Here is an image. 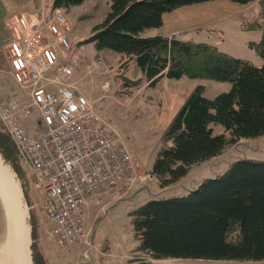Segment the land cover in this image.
Wrapping results in <instances>:
<instances>
[{
	"label": "trees",
	"instance_id": "obj_1",
	"mask_svg": "<svg viewBox=\"0 0 264 264\" xmlns=\"http://www.w3.org/2000/svg\"><path fill=\"white\" fill-rule=\"evenodd\" d=\"M86 1L52 0L51 8L68 12ZM214 1L218 0H109L104 22L77 45L134 63L141 80L151 87L163 80L231 84L230 91L214 99L205 97V86H198L177 113L164 134V141L171 144L158 153L152 169L162 187L186 177L194 165L220 156L231 142L264 137V64L256 66L208 43L141 35L163 27L166 14ZM230 1L264 6V0ZM242 25L244 30L262 32L261 41L249 47L264 60V24L258 16L250 20L246 15ZM212 126H221L225 133L215 134ZM0 153L22 180L17 149L1 129ZM130 218L136 251L154 260L262 262L264 160H236L225 173L203 180L188 195L151 199L132 211ZM30 223L33 262L47 264L38 250L33 216Z\"/></svg>",
	"mask_w": 264,
	"mask_h": 264
},
{
	"label": "built area",
	"instance_id": "obj_2",
	"mask_svg": "<svg viewBox=\"0 0 264 264\" xmlns=\"http://www.w3.org/2000/svg\"><path fill=\"white\" fill-rule=\"evenodd\" d=\"M68 21L65 10L47 7L7 18L10 74L19 91L0 108V127L43 194L39 207L59 250L84 243L87 209L99 205L101 196L139 192L158 182L153 173L140 175L111 121L80 90V68L84 80L105 72V65L71 41ZM30 119L35 126L27 128ZM138 256L125 255L129 261L154 260Z\"/></svg>",
	"mask_w": 264,
	"mask_h": 264
},
{
	"label": "rangeland",
	"instance_id": "obj_3",
	"mask_svg": "<svg viewBox=\"0 0 264 264\" xmlns=\"http://www.w3.org/2000/svg\"><path fill=\"white\" fill-rule=\"evenodd\" d=\"M26 1L28 0H19L17 2L15 0H0V10H2L3 7L6 8L8 6V8L23 7L22 3ZM49 1L51 0H46L42 7H47L48 9L51 8V3ZM88 3H90L89 7H92V10L90 8L87 12L88 14H86L88 16L83 18L84 8H75L71 14H68L69 21L67 29L70 33L69 36L71 41L76 45H78L80 41L91 36L94 28L104 22L110 11L108 0H88ZM188 9L193 11L189 16L193 18V22H195L194 24L200 26L207 22H211L210 19H208L209 17L205 16V20L208 19L205 22L201 18L203 15L197 14L205 9V5H194L193 8ZM23 10L27 11L29 8ZM226 12L230 14L231 22L229 25H222L227 28L226 34L222 39H219L220 37L215 35L208 34V31L203 32L201 35L195 33L192 35V38L197 42H205L214 45L221 51L233 57L247 60L256 66H262L264 60L249 47L250 43L261 41L263 35L261 34L262 32H241L238 28L239 18L232 16L233 13L228 10ZM211 13L216 15L218 11H212ZM184 14L185 12L181 11L177 15ZM245 14L252 17L249 18L250 20L253 18L257 19L258 16V19L264 24V6L254 5L247 10ZM171 19L172 18L168 20L169 24L172 23ZM6 20H3L2 15L0 14V108L5 105L6 99L10 97L12 91H19L18 86L14 83L10 74L11 68L7 48L10 40V33L5 23ZM166 32H168V29ZM144 36H148V34H145ZM85 49L90 56V59H97L103 62L105 65V72L96 73L82 80L81 77L82 74L84 75V72L83 69L80 68V74H78V77L81 80L80 90L82 92L85 90L87 97L97 110L111 121L122 141H124L129 147L132 155L139 164L140 175L151 174L153 169L152 165H154L158 153L164 147L171 144L164 141L163 130L165 124L168 123L170 116H172V112L179 108V105L182 102L181 98L186 96V94L182 92L191 88L195 83L192 81L177 83L176 81L163 80L157 86L151 87L149 83L141 80V73L134 63H128L126 59L117 54L107 52L96 53L90 47H85ZM139 81L140 84H137ZM106 83L110 84V89L104 88ZM200 83L206 86L207 90H209L210 96H215V94L221 89L218 82L203 80ZM30 126H35L34 119H30L26 122V127L29 128ZM28 131L30 132V130ZM222 131L225 133V130L222 128H214L215 134L222 133ZM227 135L230 139V135ZM243 158L264 160V137L248 140L243 139L229 143L218 164H215L212 167L206 166L203 172H195L192 177L197 176L196 178L204 179L215 178L217 175L225 173L228 170L230 163ZM17 159L24 177L22 180L18 179V174L12 164L7 163L5 159L4 161L12 168L11 170L14 171L13 173H15L21 186L24 204L28 210L27 221L30 226L31 240L32 225L30 220L31 216H33L37 225V246L39 252L46 258L47 264H60V260L63 257L62 250H59L56 247L55 242L49 239L47 234L49 227L43 212L39 207L43 194L35 190L33 187V175L30 173L26 165L23 164L19 158ZM147 185L148 188L145 190L147 192L149 190L151 197L162 198V192L160 191V187L162 186L159 179L158 182L147 183ZM136 193L137 192L133 190L127 194L120 195L119 198H124L126 203L134 204L131 199H134ZM124 206L126 205L124 204L122 207ZM102 210L103 213L101 215H104V218L101 227L103 231H105L112 227V222L111 219L107 218L108 212H105L107 206H104ZM92 218H87V232L89 233V236L85 239L83 244L78 245L77 247H72L74 249L81 247L85 248L83 255L87 261L92 259V251L96 246L94 249H90L92 245L97 243V240L93 239L94 226ZM125 219L126 220H122V224H127V226H129V218L126 217ZM32 244L33 240L31 241V246ZM31 248L32 247H30V249ZM138 253L139 252L135 250L131 254L126 253V256L129 254L134 258L141 257L138 256ZM31 256L32 264H34L32 249ZM140 261H132V263H138Z\"/></svg>",
	"mask_w": 264,
	"mask_h": 264
},
{
	"label": "crops",
	"instance_id": "obj_4",
	"mask_svg": "<svg viewBox=\"0 0 264 264\" xmlns=\"http://www.w3.org/2000/svg\"><path fill=\"white\" fill-rule=\"evenodd\" d=\"M15 1L17 2L19 0H15ZM45 2L46 0H28L22 3L23 7H18V8H8L9 6L6 8L3 7V9L0 10V14L2 15L3 20H6L9 16L14 14L15 12L18 13V12L26 11V10H23L26 8L27 9L29 8V10H32V9L35 10L37 9V7L40 8L44 6L43 4ZM49 2L52 5V0ZM89 4L90 3H88V0H87L84 5L73 7L70 11L68 12L66 11V12L67 14H71L73 9L75 8H84V11H83V18H84L88 16L86 15L88 14L87 13L88 10H90V8L92 10V7L91 6L89 7ZM198 5H205V9L202 10L201 12H198L197 14L203 15L201 18L205 22L208 19H210L211 22H207L206 24H203L200 26L194 24L195 22H193V18L189 16L190 13H192L193 11H191V9H188V8H193L194 5L186 6L170 14H166L164 16L163 27L159 29L146 30L141 35L143 37L161 35V36H167V37H177V38H181L184 40L196 41L194 40V38H192V35H194L195 33H197L198 35H201L203 32L208 31L209 32L208 34L215 35L217 37H220L219 39H222V37L225 36L226 29H227L222 25H229V23L231 22L230 21L231 16L229 13L226 12L227 10L233 13L232 16L239 18L238 28L239 30H241V32H244V33L260 32L261 33V31L259 30L248 31V30L242 29V16H246L245 12L249 10L252 6L254 5L256 6L257 3H253L250 5H240V4L233 3L230 0H218L214 2L198 4ZM181 11H184L185 14L177 15ZM212 11H218V13L216 15H213L211 13ZM205 16L209 18L205 20ZM247 17L252 18L250 16H247ZM170 18H172L171 19L172 23H170L171 25L168 23V20ZM210 27H215V28H210ZM167 29H168V32H166ZM145 34H148V36H144ZM189 81H192L195 84L188 90L182 92V93H185L186 96L184 98L183 97L181 98L182 102L180 103L179 108H177L176 110L172 112V116H170L168 123L165 124V128L163 130L164 134L169 128L172 121L174 120L177 113L180 111V109L186 103L190 95L193 93V91L198 86H205L204 84L200 83L203 80H181V81H176V82L184 83V82H189ZM219 84H220L219 86L221 87V89L219 90L218 93L215 94V96H210L209 90H207L205 86L206 88L205 97L209 99H214L218 95L230 91L231 89L230 83H219ZM83 92L84 94H86L85 90H83ZM212 127L222 128L221 126H212ZM218 134H223V131L222 133H218ZM222 154L209 161L203 162L198 165H194L191 168L188 175L182 178L180 181L170 186L160 187V191L162 192V198L182 197L196 190L199 184L203 181L202 179L204 178H196L197 176L192 177L193 173L195 172L201 173L203 172L204 168H206V166L212 167L215 164H218V162L220 161L222 157ZM120 195L121 193L120 194L113 193L111 195L101 196L99 198V205L95 204L93 206H90L87 209L88 218L91 219L93 217L92 218L93 226H94L93 239L97 240V243L95 244L96 248L92 251L93 252L92 259L90 261H87L84 258L83 252L85 248L83 247L76 248V249L66 248L64 249V251L62 250L63 257L60 260V264H264V261L262 262H234V261H211V260H153V261H140L138 263L137 262L132 263V261H129L126 259L125 255L126 253H129V254L133 253L136 250L138 242L136 241L135 236H134L130 213L134 211L136 208H138L139 206H141L142 204H145L149 200L154 199L155 197H151V193L149 192V190L147 192L145 189H143L135 194L134 199L133 198L131 199L134 202V204H129V203H126L124 198H119ZM124 204L126 206L122 207ZM104 206H107V210L106 211L104 210V211L108 212L107 218L111 219V222H112V227L109 230L106 229L105 231H103L101 227L102 220L104 218V215L102 216L101 214L103 213L102 209ZM126 217L129 218V226H127V224H124V225L122 224V220L123 219L126 220L125 219Z\"/></svg>",
	"mask_w": 264,
	"mask_h": 264
},
{
	"label": "bare ground",
	"instance_id": "obj_5",
	"mask_svg": "<svg viewBox=\"0 0 264 264\" xmlns=\"http://www.w3.org/2000/svg\"><path fill=\"white\" fill-rule=\"evenodd\" d=\"M27 219L21 186L0 154V264H32Z\"/></svg>",
	"mask_w": 264,
	"mask_h": 264
}]
</instances>
